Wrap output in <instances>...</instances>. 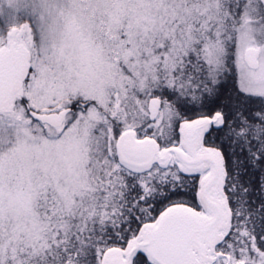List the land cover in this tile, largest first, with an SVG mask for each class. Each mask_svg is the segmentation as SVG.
I'll use <instances>...</instances> for the list:
<instances>
[{
	"label": "snow or ice",
	"instance_id": "6c2138e0",
	"mask_svg": "<svg viewBox=\"0 0 264 264\" xmlns=\"http://www.w3.org/2000/svg\"><path fill=\"white\" fill-rule=\"evenodd\" d=\"M0 264H264V0H0Z\"/></svg>",
	"mask_w": 264,
	"mask_h": 264
}]
</instances>
